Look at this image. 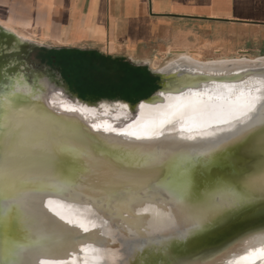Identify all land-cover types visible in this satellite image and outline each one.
I'll return each instance as SVG.
<instances>
[{"label": "water", "instance_id": "95a60500", "mask_svg": "<svg viewBox=\"0 0 264 264\" xmlns=\"http://www.w3.org/2000/svg\"><path fill=\"white\" fill-rule=\"evenodd\" d=\"M37 48L48 50L0 25V264L68 238L26 215L24 202L33 197L88 213L55 218L78 243L109 251L112 264H216L236 248L260 261L263 250H253L264 246V124L235 143L137 151L109 143L79 115L52 109L49 97L91 119L126 122L169 95L264 77V67L151 70L158 87L148 97L92 101L72 91L59 67L32 59Z\"/></svg>", "mask_w": 264, "mask_h": 264}, {"label": "crops", "instance_id": "0c3cea01", "mask_svg": "<svg viewBox=\"0 0 264 264\" xmlns=\"http://www.w3.org/2000/svg\"><path fill=\"white\" fill-rule=\"evenodd\" d=\"M0 25L47 47L32 54H54L39 62L66 82L60 56L70 54L135 65L185 51L264 56V0H0Z\"/></svg>", "mask_w": 264, "mask_h": 264}, {"label": "bare ground", "instance_id": "6f19581e", "mask_svg": "<svg viewBox=\"0 0 264 264\" xmlns=\"http://www.w3.org/2000/svg\"><path fill=\"white\" fill-rule=\"evenodd\" d=\"M180 66L204 73L224 74L249 67H264V56L200 60L193 54L181 53L156 68L158 71H167ZM49 105L58 112L76 115ZM144 109L135 119L115 127H91L107 133L105 140L109 143L137 151L154 146L170 151L200 148L205 146L204 140L216 145H223L227 141L235 143L254 135L264 124V77H252L235 84L212 83L209 87L180 96L169 95L165 103ZM23 209L26 215H32L47 224L51 233L63 231L70 239L60 241L62 235H59L60 239L44 249L20 251L18 255L22 261L18 264H112L109 251L88 241L78 243L72 238L75 232L69 233L68 228L56 219H65L63 217L67 216L69 219L85 218L88 213L38 197L24 202ZM261 250L264 253V246L253 252ZM249 256L236 248L232 258L220 260L216 264H264V254L258 262Z\"/></svg>", "mask_w": 264, "mask_h": 264}, {"label": "rangeland", "instance_id": "374dc122", "mask_svg": "<svg viewBox=\"0 0 264 264\" xmlns=\"http://www.w3.org/2000/svg\"><path fill=\"white\" fill-rule=\"evenodd\" d=\"M184 53L193 54L200 60L220 58L214 56L201 57L188 51ZM52 55L54 54L44 53L41 55L37 52L34 57L39 60L50 61ZM176 56V53L162 55L161 59L150 65H135L124 60L114 62L96 55L86 57L70 54L63 58L60 56V59L65 62L63 66L64 76L72 91L77 93L78 96L92 101H128L135 103L139 99L148 97L158 87V79L151 74L149 68L162 67ZM245 57L253 56L247 55ZM49 103L61 111L71 112L83 117L89 125L96 128H112L124 123L119 118L100 117L99 119H91L65 101H59L55 93L49 97Z\"/></svg>", "mask_w": 264, "mask_h": 264}, {"label": "flooded vegetation", "instance_id": "af4514ba", "mask_svg": "<svg viewBox=\"0 0 264 264\" xmlns=\"http://www.w3.org/2000/svg\"><path fill=\"white\" fill-rule=\"evenodd\" d=\"M34 55H35V53L32 54V57L34 58V60L39 62V59L35 58ZM43 61H46V60H43Z\"/></svg>", "mask_w": 264, "mask_h": 264}]
</instances>
